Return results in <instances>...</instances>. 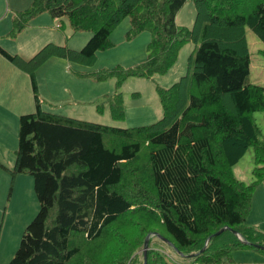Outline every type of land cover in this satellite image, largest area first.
<instances>
[{"label":"trees","instance_id":"obj_1","mask_svg":"<svg viewBox=\"0 0 264 264\" xmlns=\"http://www.w3.org/2000/svg\"><path fill=\"white\" fill-rule=\"evenodd\" d=\"M189 1L34 0L16 12L11 37L42 14L92 36L81 50L50 43L28 61L0 44V55L31 78L37 108L20 117L14 169L0 164L12 184L32 176L40 204L10 264H144L149 236L147 264H234L237 249L264 255V232L248 224L264 183L263 133L254 119L264 113V86L251 82L247 40L249 28L264 43V0H192L197 14L187 29L176 20ZM127 18V41L150 33L147 58L74 74L116 80L119 91L130 79L167 74L183 47L198 44L187 75L157 88L162 119L118 128L44 111L39 69L51 59L92 67ZM105 98L114 119L123 120V93ZM251 148L255 167L247 184L235 167ZM160 236L188 261L172 262L154 247Z\"/></svg>","mask_w":264,"mask_h":264},{"label":"rangeland","instance_id":"obj_2","mask_svg":"<svg viewBox=\"0 0 264 264\" xmlns=\"http://www.w3.org/2000/svg\"><path fill=\"white\" fill-rule=\"evenodd\" d=\"M5 13L6 10L3 11L0 19L5 16ZM196 14L195 3L192 0L187 2L177 15L178 26L192 29ZM44 16L49 18V15ZM7 18H5L6 22H9L11 16L9 15ZM130 28L131 20L127 18L112 36L114 46L101 51L98 61L92 67L70 64L66 60L59 59L60 66L49 71L46 68L38 72L37 83L40 97L43 100L42 109L46 112L118 128L149 126L161 120L164 110L157 88L168 89L187 75L190 59L198 44L190 42L183 47L177 63L167 74H157L150 79L133 78L119 90L124 96L125 118L123 120L114 119L105 98L119 92L116 80L96 83L89 79H79L74 74L75 72L87 73L111 69L116 66L129 68L143 62L148 55L147 45L151 40V35L145 32L135 40L127 41L126 34ZM10 29L12 31L13 26ZM47 29L44 31L32 30L30 34L20 33L16 37H11L10 31L7 36L0 38V44L11 52L15 51L13 54H18L28 61L50 43L67 46L73 50H81L92 36L89 32L74 34L67 19H63V22L53 21ZM79 38L82 39L77 44ZM247 40L251 54V82L264 86V58L261 53L264 51V43L249 28H247ZM7 62L13 66L15 71L7 69L6 65H1L0 103L5 106L6 111L0 113V131L8 133L9 147L12 149V155L13 153L16 155L19 148L20 117L24 113L36 112L37 108L31 78L20 68L9 61ZM94 97H96V101L92 99ZM97 104L102 105L103 112L98 111ZM254 119L262 130V139L264 140V113H255ZM254 167V150L251 148L235 167V174L240 180L249 184L253 181ZM28 178L33 180L30 190L25 185L17 187L11 202L9 200L10 188L2 196L0 203L2 206L0 212V264H10L14 259L25 229L40 210L35 191V180L30 175ZM6 208L7 210H5ZM154 242V247L161 248L170 261L175 263L188 261L186 256L178 253L171 245L163 243L162 239H154ZM13 246L15 247L14 251L12 250V254L8 256ZM232 257L234 264H247L255 259H258V262L253 264H264V255L250 249H237L233 252Z\"/></svg>","mask_w":264,"mask_h":264},{"label":"crops","instance_id":"obj_3","mask_svg":"<svg viewBox=\"0 0 264 264\" xmlns=\"http://www.w3.org/2000/svg\"><path fill=\"white\" fill-rule=\"evenodd\" d=\"M33 1L34 0H0V17L3 14V11L6 10L5 16L0 19V24L3 23L2 26L0 27L1 28L0 29V38L7 36V34L11 31L10 28H11V26H13V18L15 16L16 12L24 11V10L28 9L30 7V5L33 3ZM9 15L11 16V18H10L9 22H6L7 21L6 19H8L7 17ZM44 15H48V14H42L39 17H37L35 20H33L31 22L29 27L25 31H23L22 33L23 34H30L32 32V30L44 31L48 27H50V25L53 21H62L63 22V19H53L50 15H49V18H47V16H44ZM50 17L53 19L52 21H51ZM47 31H49V30L47 29ZM21 35H19V36L22 37ZM80 39H82V38H79V40H77L78 41L77 44L80 43L79 42ZM31 49H32V47H31ZM9 52L13 53L15 51H13V52L9 51ZM16 52L18 53L19 51H16ZM58 60L59 59L49 60L43 67H41V69H39L38 72H40L46 68L49 71V70L54 69L56 66H60V62H58ZM4 63H6V64H4ZM1 65H6L7 69H9L11 71H15L13 66L11 64H9L7 62V60L0 55V69H1ZM38 72H37V77H38ZM79 95H82V94H79ZM92 99L94 101H96V97H94ZM94 101H92V102H94ZM4 111H6V108L3 104L0 103V113H2ZM13 114L16 115V113H14V112H13ZM25 114L26 113H24L22 115H25ZM9 142L10 141L8 139V133L6 131H0V164L5 166L9 170H13L15 167V164H16V155H15V153H13V155H12V149L9 147ZM11 182H12L11 175L7 171L0 168V203L2 201L3 194L6 193L9 190V188H10L9 200L11 202L12 199L14 198L13 194H15V192L17 191V187H19V186L22 187V185H25V187L29 188V190H30V188H32V185H33V180L31 178H28V175H19V176H17V178L15 179V181L12 185H11ZM0 208H1L0 209V212H1V210H2L1 204H0ZM5 210H7V208ZM248 224L251 226H254V227L258 228L260 231L264 232V183L262 185H260L257 188V190L255 191V194L253 197V208H252L250 217L248 219ZM14 248H15L14 246L11 248L10 254L8 256H10L12 254V252L14 251ZM255 262L257 263L258 259L251 260L247 264H253Z\"/></svg>","mask_w":264,"mask_h":264},{"label":"water","instance_id":"obj_4","mask_svg":"<svg viewBox=\"0 0 264 264\" xmlns=\"http://www.w3.org/2000/svg\"><path fill=\"white\" fill-rule=\"evenodd\" d=\"M226 230V229H224ZM224 230H221L217 235L221 234ZM152 236H149L145 242V248H144V255H145V260H144V264L148 263V251H149V244H150V238ZM160 239L164 240L165 242H168V239L163 238L162 236L159 237ZM262 249H264L263 247H260Z\"/></svg>","mask_w":264,"mask_h":264}]
</instances>
